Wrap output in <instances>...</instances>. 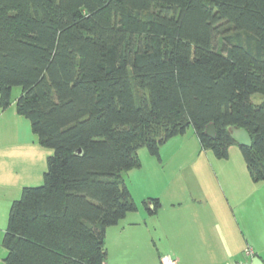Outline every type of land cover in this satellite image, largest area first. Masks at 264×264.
<instances>
[{
    "label": "trees",
    "instance_id": "obj_1",
    "mask_svg": "<svg viewBox=\"0 0 264 264\" xmlns=\"http://www.w3.org/2000/svg\"><path fill=\"white\" fill-rule=\"evenodd\" d=\"M13 102L53 154L10 205L5 264H104L106 229L137 210L122 172L138 148L160 159L192 126L225 158L244 128L264 180V0H0V108Z\"/></svg>",
    "mask_w": 264,
    "mask_h": 264
},
{
    "label": "rangeland",
    "instance_id": "obj_2",
    "mask_svg": "<svg viewBox=\"0 0 264 264\" xmlns=\"http://www.w3.org/2000/svg\"><path fill=\"white\" fill-rule=\"evenodd\" d=\"M19 93L20 87H14L12 97ZM261 99L259 95L252 96L255 104ZM37 146L39 149L31 156L27 177L15 182L16 187L10 190L7 202L0 206V264H5L7 255L2 240L10 205L20 198L23 187L43 184L47 159L53 154L51 148ZM135 155L138 165L122 172V178L137 206L144 207L143 197L148 193L160 195L169 205L172 188L184 185L182 193L177 195L186 198L190 190L185 185L188 182H193V187L200 184L209 201L197 208L202 210L203 226L214 227L222 234L224 242L236 249L239 256L229 258V261L244 260V248L248 245L253 248L256 240L260 242L257 230L264 226V180L255 182L251 178L239 145H230L227 157L218 158L212 150L201 147L193 127L189 126L184 134L174 136L160 146V159L149 154L146 147L138 148ZM216 197L219 201L214 202ZM213 202L218 207L216 212Z\"/></svg>",
    "mask_w": 264,
    "mask_h": 264
},
{
    "label": "crops",
    "instance_id": "obj_3",
    "mask_svg": "<svg viewBox=\"0 0 264 264\" xmlns=\"http://www.w3.org/2000/svg\"><path fill=\"white\" fill-rule=\"evenodd\" d=\"M26 119L16 113L14 102L4 110L0 108V206L7 202L10 190L16 187L15 182L27 177L31 156L39 149L38 136ZM193 185V182L185 185L190 190L186 198L177 195L182 193L184 185L172 188L169 205L160 195L148 193L143 200L157 198L160 202L157 209L148 212L145 207L137 206L136 211L109 226L104 264H160L164 255L174 257L177 264H224L231 262L229 258L239 256L236 249L224 242L220 232L203 226L202 210L197 208L209 201L205 199L202 186ZM217 201L216 197L214 202ZM214 202L216 212L218 207ZM257 231L261 238L251 247L252 259L258 257L264 264V226ZM243 259L248 257L244 254Z\"/></svg>",
    "mask_w": 264,
    "mask_h": 264
},
{
    "label": "water",
    "instance_id": "obj_4",
    "mask_svg": "<svg viewBox=\"0 0 264 264\" xmlns=\"http://www.w3.org/2000/svg\"><path fill=\"white\" fill-rule=\"evenodd\" d=\"M205 133L212 139H215L216 131L213 123H210L206 126ZM230 136L232 140L239 146L250 147L252 145L251 137L244 128L230 127ZM79 153H81V150H79ZM149 206L153 209L151 203H149ZM252 264H262V262L258 257H255L252 259Z\"/></svg>",
    "mask_w": 264,
    "mask_h": 264
},
{
    "label": "built area",
    "instance_id": "obj_5",
    "mask_svg": "<svg viewBox=\"0 0 264 264\" xmlns=\"http://www.w3.org/2000/svg\"><path fill=\"white\" fill-rule=\"evenodd\" d=\"M244 254L248 257V259L227 262L224 264H252V257L254 256L253 249L250 246H246L244 248ZM160 264H177V261L170 255H164L160 258Z\"/></svg>",
    "mask_w": 264,
    "mask_h": 264
}]
</instances>
